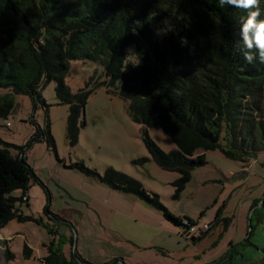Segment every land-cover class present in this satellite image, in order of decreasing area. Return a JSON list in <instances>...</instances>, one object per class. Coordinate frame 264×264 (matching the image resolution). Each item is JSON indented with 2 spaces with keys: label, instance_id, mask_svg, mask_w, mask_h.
I'll use <instances>...</instances> for the list:
<instances>
[{
  "label": "trees",
  "instance_id": "1",
  "mask_svg": "<svg viewBox=\"0 0 264 264\" xmlns=\"http://www.w3.org/2000/svg\"><path fill=\"white\" fill-rule=\"evenodd\" d=\"M242 14L209 0H0V88L29 95L35 107L42 104L48 111L42 90L55 82L58 97L72 104L67 138L74 145L88 93L71 95L66 85L71 63L86 59L103 64L108 81L100 86L130 102L134 122L162 130L173 140L176 149L167 153L144 133L151 160L179 173L178 195L192 172L207 165V152L220 149L245 162L264 151V65L248 64L243 58ZM169 27L167 35H156L158 29ZM181 37L187 38L186 46ZM130 49L138 54L125 60ZM139 59L141 65L133 67ZM12 109V99L5 101L0 118H7ZM37 141L56 149L49 120L30 145ZM15 148L20 151L17 156L0 149V231L14 220H27L19 207L28 202L26 194L17 198L12 193L26 191L36 179L25 162L24 148ZM102 179L162 211L177 227L188 229L185 221L197 225L174 216L130 176L108 169ZM263 221L264 213L258 224ZM239 252L238 248L221 264H234ZM43 262L77 264L74 255L68 260L54 244Z\"/></svg>",
  "mask_w": 264,
  "mask_h": 264
},
{
  "label": "rangeland",
  "instance_id": "2",
  "mask_svg": "<svg viewBox=\"0 0 264 264\" xmlns=\"http://www.w3.org/2000/svg\"><path fill=\"white\" fill-rule=\"evenodd\" d=\"M106 81L103 64L71 63L66 77L71 95L88 93L74 145L67 138L72 104L58 97L55 82L42 90L48 111L42 104L35 107L29 95L0 88V105L13 101L8 117L0 118V149L17 156L15 147L24 148L36 176L26 191L12 193L29 199L19 203L27 220H14L1 231L7 241L0 240V264H44L52 244L68 260L77 254L86 264H221L238 248L234 264L239 256L262 264L264 151L245 162L220 149L207 152V165L196 168L177 195L179 173L151 160L144 133L167 153L176 149L173 140L134 122L130 102L100 86ZM48 120L56 149L43 141L30 145ZM108 169L139 181L174 216L212 229L205 238H188L162 211L103 182Z\"/></svg>",
  "mask_w": 264,
  "mask_h": 264
},
{
  "label": "clouds",
  "instance_id": "3",
  "mask_svg": "<svg viewBox=\"0 0 264 264\" xmlns=\"http://www.w3.org/2000/svg\"><path fill=\"white\" fill-rule=\"evenodd\" d=\"M215 3L219 8L225 7L242 10L239 19V37L243 44V58L248 64L257 62L264 65V0H209ZM172 29H158L157 36L167 35ZM188 40L181 37V45L186 46ZM130 54H138L129 50L124 58L127 60ZM142 59L136 60L133 67H138Z\"/></svg>",
  "mask_w": 264,
  "mask_h": 264
},
{
  "label": "built area",
  "instance_id": "4",
  "mask_svg": "<svg viewBox=\"0 0 264 264\" xmlns=\"http://www.w3.org/2000/svg\"><path fill=\"white\" fill-rule=\"evenodd\" d=\"M10 125L11 124H8V126H10ZM24 200L27 201V198H25ZM184 223H185V225H187L189 227L188 229H186V234H187L188 238L195 236L197 234H204L210 228V226L207 224H204L203 226H197V225H190L188 223V221H185Z\"/></svg>",
  "mask_w": 264,
  "mask_h": 264
},
{
  "label": "crops",
  "instance_id": "5",
  "mask_svg": "<svg viewBox=\"0 0 264 264\" xmlns=\"http://www.w3.org/2000/svg\"><path fill=\"white\" fill-rule=\"evenodd\" d=\"M28 201H29V199H28ZM12 222H14V221H12ZM12 222L9 223V224H12ZM263 224H264V221L261 223V225H263ZM2 230H3V229H2ZM2 230H1V231H2ZM1 231H0V240H1V241H7L6 236H5L6 234H5V233H2ZM8 238H11V236H9ZM258 245H259V244H258ZM259 246L262 247V249H264V246H261V245H259ZM261 258H262L261 260L263 261V259H264V252H263V255H262ZM240 259H241L242 262H239ZM249 260H250V259H249ZM249 260H248V258H246V257H245V259L242 260V258H240V256H239V257L237 258V260L235 261V264H238V263H239V264H256L254 261H252V260L249 261Z\"/></svg>",
  "mask_w": 264,
  "mask_h": 264
},
{
  "label": "water",
  "instance_id": "6",
  "mask_svg": "<svg viewBox=\"0 0 264 264\" xmlns=\"http://www.w3.org/2000/svg\"><path fill=\"white\" fill-rule=\"evenodd\" d=\"M263 202H264V198H263V200H262V203L259 205L260 207L262 206ZM74 257H75V259L77 260V262L80 263L79 260H78V256H77V254H74Z\"/></svg>",
  "mask_w": 264,
  "mask_h": 264
}]
</instances>
